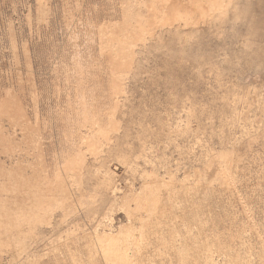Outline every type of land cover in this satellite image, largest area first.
Here are the masks:
<instances>
[{"label":"rangeland","instance_id":"1","mask_svg":"<svg viewBox=\"0 0 264 264\" xmlns=\"http://www.w3.org/2000/svg\"><path fill=\"white\" fill-rule=\"evenodd\" d=\"M128 1L129 0H0V101H4V98L8 99L5 100L7 104L3 102L4 106L0 111L5 110L7 106L9 108V105L12 104L6 111L10 110L13 113V115H11L12 113L9 115L10 111L8 113V115L12 117L4 115V118L3 112L1 114L2 117L0 116L1 133L4 130L2 134L0 133V137L3 138V140L0 138V144H2L0 145V161L4 160L1 163L3 164L5 162L3 164L5 168H8L10 165H13L12 167L15 168L18 164L24 165V162H29L30 166L34 168L36 165L39 168L41 166V170L44 171L45 169H52V165H54V168H56L55 166L60 167V165H64L67 162H65L64 159L66 160L68 157L67 154H69V152H66L73 148L71 140L69 138H67V140L65 137L69 136L71 130H75L71 129L72 123L67 122L68 118L66 120L65 115L69 117V115L73 113V110L82 106L80 105L82 101L79 102L76 97L79 96L78 98H81V91H79V88L82 89L83 85H85L83 89L85 90L84 94L86 98H88L87 100H90V98L91 100L94 99L89 101L91 104L98 101V103L102 105H99V107H104L110 111L114 109L113 115L116 113L120 115H118L120 118L117 115H115V117H113V115L111 116L113 121L118 119L114 122H116V124L118 123L120 126L118 136L117 134L115 136L113 134L116 138L113 140L116 141L118 149L116 150L117 147H113V150H111L112 153L109 152V158L107 157L108 155L102 156L100 161L97 162L95 170H93V172H96L95 174L98 176L96 179H99V181L103 179L104 176L102 177V174L105 175L106 172L107 176L108 174L111 176V178L109 176L110 180L113 178V181H111L115 182L118 188H121L118 189V191L116 190L117 200L114 207V212L118 213V218H120V216L123 218V211L119 207H122L124 204L120 202V199L123 200V203L127 206L129 203L128 208L130 210L134 207L131 213L130 210L127 209L133 219H130L128 222L125 220L122 221V225L125 223L128 225H126V230H124L125 234H120L122 236L118 235L117 238L120 241L117 238L116 240L118 242L115 240V243H117L116 245H118L120 249L124 247L126 238L130 241L133 240V242L129 241L128 243V240L126 242V244L128 243L127 245H130L127 246L129 250L127 248L123 249V251L125 249L128 251L125 250V253L128 254L126 257H124L126 254H123V256L121 254L123 251L121 250L120 252L118 248L119 251H117L118 253L116 252L117 254L115 253V256L120 254L123 258L121 259L122 256H116L117 259H114H121L122 261L125 259L128 261V259L131 258L134 262L131 260L132 262L129 261L130 264H264V52L260 51V55L249 64L245 59H241L238 65L239 67H235L233 63L228 61L231 68L228 63L226 64V61L219 60V58L221 59L223 57L222 52L224 49L221 50V54L216 61L215 55L213 54L214 59H212V54H210L211 52H207L205 45L200 46H204L208 54H205L206 52L203 53L205 51L203 48H201V51L199 50V54L202 52L204 57H208V59L206 57L204 60L206 59L210 62V66L208 63H203V59L200 58V56L197 59V64H195L193 60H190L193 61L190 62L188 59L181 60L177 62V64L173 61L172 63L167 57L165 58L162 56V54H157V56H152L149 59L150 67L147 66V70H142L146 72L140 74V76L136 78L137 80L133 78L131 80L132 82L130 81L128 86H126L130 90L124 86L125 88L122 94L125 93L124 95L127 96V99L119 95L116 100H120V102L122 100L124 101H122L121 104L120 102H114L118 95L110 96L113 93L110 86L111 76H109L107 62H105L107 61L105 59L106 56L100 54L97 30L99 24L106 19L108 20L109 16L113 18L114 22H119L122 15L121 5L127 7L129 4ZM213 50L215 49H212V51ZM209 55L211 58H209ZM222 63L224 64L222 65ZM225 65H227L229 69L227 66L225 67ZM256 65L257 71L255 68ZM218 67L222 68L219 69ZM261 68H263V72ZM190 69L192 71H190ZM225 69L230 74L227 73ZM218 70H220V72H218ZM253 70L254 73L252 74ZM169 71L172 76H170ZM223 71H225V74ZM235 71H237V74ZM231 72L235 74L233 75ZM243 72L248 73L243 74ZM146 73L148 74L143 75ZM239 74L240 76H238ZM213 75L214 77H212ZM79 78H81V81ZM82 78L88 85L84 83ZM77 81L78 83L80 81V83H76V88H79L75 94L73 90H76V88H74L75 85L73 83ZM130 84H132V86ZM129 92L133 93L130 94ZM112 97L113 101L111 99ZM74 100L78 101L80 104L78 102L74 104ZM7 101L13 102L10 104ZM67 101L69 103H67ZM70 102L72 107H76L75 109L71 108ZM66 103L69 105V108L66 106ZM1 105L2 104H0V106ZM14 107L16 109L18 108V111L20 110L19 113L16 110H14V112L12 111L15 109ZM96 110L99 109L96 108ZM122 111H124L123 118L121 116ZM22 112H24L23 116H21ZM15 115L20 117L18 118ZM101 115V117L104 116L107 120L105 114ZM9 119L12 121H14V119L16 120L14 122L11 121V123ZM61 129L64 130L61 131ZM105 131L104 129V132ZM104 132L102 131V133ZM26 134L27 138L25 137ZM88 134L89 136L91 135L90 132L86 133L84 131V135ZM8 138L12 140H8ZM25 139H27V141ZM117 139L120 145L117 143ZM86 141L89 140L87 139ZM90 141L92 140L90 139ZM143 142L144 144H142ZM22 145L23 147L21 148H24L23 151L28 147L31 150L28 148L27 152L19 154L18 150ZM11 147H15V150L13 151ZM224 150L227 155H225V158L229 157L225 160L224 156L221 155L224 154ZM33 153H35V155ZM64 153L66 157H63ZM110 153L114 156L110 155ZM121 153L125 155L127 162H130V168L122 165L121 156L123 155H121ZM6 154L8 156H6ZM219 155L222 156L223 160ZM210 156H212V158H210ZM86 157L87 159L90 158L89 152ZM118 157H120L119 159L121 161ZM213 157L215 162L212 160ZM36 158L39 160L37 161ZM234 158H239V161ZM209 159L211 160L210 162ZM230 159L236 162L229 163L228 161H230ZM32 161L36 163L35 166ZM40 161L42 164L44 162V165L47 167L44 168L45 166L40 164ZM207 161L213 164L211 163V165H208ZM19 162L23 163L20 164ZM108 162L111 165H108ZM47 164L49 166L52 165L48 168ZM107 165L108 168L105 170L104 168L107 167ZM97 166H99V170ZM212 166L214 168H212ZM61 168L62 167H60V170ZM141 169H146L147 172H152V170L159 171L161 175H163L162 178L165 184H163L162 181V184L158 182L157 187L159 188H154L156 191L153 190V187H155L154 185H152L150 189L148 186V189H146L147 191L144 190L143 194V190L140 188L138 189V185L142 178V180H146L145 182L151 181L148 180V178H151H147L148 174L139 173ZM166 169H170L169 171L172 172H170V174H174V178L172 177L173 179L169 177V172H167L168 176L164 173ZM208 169H211L210 171L212 173H209ZM41 170L39 169L37 174H39ZM114 171H117V174L115 173L116 176ZM30 172V170L27 171V174H30ZM224 173L225 177L223 176ZM231 173L234 175V179H231L233 178L231 177L233 176ZM144 175L146 176L145 178ZM215 175L217 176L215 177ZM107 176L105 177L108 178ZM226 176L228 177L226 178ZM213 177L214 179H210ZM132 179L136 187V190L133 189L132 191L135 192L134 194L136 195L132 192L133 195L131 194L130 196V194L128 195L129 190L127 191L126 187L133 181ZM167 181L168 183H172V185H170L171 183L168 184L170 187L166 185ZM221 182H224V184ZM226 185L228 186L226 187ZM174 186L175 189L177 188L176 190L174 189L175 192L173 190ZM165 188L169 190V192ZM159 189L161 192L158 191ZM166 192L168 193L167 195ZM152 193L153 195L156 194L155 197ZM122 194H126V196H130L131 198H127ZM170 194L172 196H170ZM55 196L57 195L55 194ZM122 196L125 200H131L124 202L125 200ZM140 196H145V199L144 197L140 199ZM147 196H150L149 199L153 196V201L158 200L162 196L163 201L160 202V199L157 201L160 207L158 203H156V205L154 201L152 204V199L150 201L147 198L152 205L148 204V202H146ZM167 196L170 200V197H172V200H167ZM143 199L145 200L144 203ZM134 200H139V203H136L137 201L135 202ZM140 200L142 201L140 202ZM134 202L135 205L138 204L136 205L137 208L133 206ZM71 203L74 204V202ZM116 204H119V206L117 207ZM131 204L132 206H130ZM143 204L145 207H143ZM154 204L156 207L152 208V210L155 211L153 215V211L150 209L152 206H155ZM180 204L182 205L180 206ZM146 206H149V208ZM135 208L137 213L136 216ZM144 208H148L145 213L142 211L145 210ZM160 209L162 211L158 212ZM149 210L151 211L150 214ZM74 215L73 213L66 215L67 217L65 220H68L67 222L71 221ZM137 215L138 217L139 215L143 216V220H138ZM145 215L146 217L150 216L148 220H146L147 222H144L146 218ZM134 217L137 218L135 219ZM128 223H130L131 226ZM138 223L141 224L139 225ZM13 225L14 224H11L10 226ZM26 226L28 225L25 224L20 228H25ZM37 227L40 228L39 225H37ZM15 229L16 226H13L10 230L15 232ZM122 232L123 231H121V233ZM139 232L145 235L144 239L143 234L141 235ZM16 233H18V231H16ZM133 234L136 238L139 236L138 234H140L141 245L139 241L137 242V239L133 237ZM37 235L41 236L42 234L39 233ZM161 235L163 237H161ZM121 238L125 241L123 240V242ZM134 240H136V245L132 244ZM84 242L81 244L82 247H78L80 250L77 248L75 251L72 250L75 248V246L72 248V244L71 247L69 246L67 248L65 247L68 246L66 244L62 245V247L64 246L63 248L60 246L62 251L64 249L63 252L61 251V255L63 256V254H65L62 262L60 260L61 264H64V262L65 264L110 263L108 259L102 255V252L99 250L100 248L98 249L95 246L98 244L97 242H90L91 244H95H90L91 247L93 246L92 248L85 243L86 246L88 245V247H90H87L89 250H87ZM40 243L41 242L37 245L39 246ZM46 244L47 242L45 241L43 243L44 246L41 245L42 248L39 246V249H42H40V252L42 251L44 253L43 249ZM137 244L140 246L137 247ZM191 247L193 248L191 249ZM178 253L181 254V257H179ZM190 253H192V255ZM46 259H43V263L41 262V264H47L49 261V264H58L53 258ZM118 262L114 261L113 264H117ZM126 263L125 261L123 264Z\"/></svg>","mask_w":264,"mask_h":264},{"label":"bare ground","instance_id":"2","mask_svg":"<svg viewBox=\"0 0 264 264\" xmlns=\"http://www.w3.org/2000/svg\"><path fill=\"white\" fill-rule=\"evenodd\" d=\"M128 2H129V4L127 5V7H125V6L123 7L121 5L122 15H121V20H119V22H117V23L114 22L113 18L109 16L108 20L106 19L105 21H103L104 23L102 22L101 24H99L98 30H97L98 31L97 32L98 33V35H97L98 37L97 38H98V45H99L98 47H99L100 52H101L100 54L101 55L103 54V55L106 56L105 59L107 61H105V62H107L106 63L107 64V69L109 70V76H111V82H110L111 85L110 86H111V89L113 90V93L110 96H114L116 94L118 95V96H116V98L114 97L115 98L114 102H117V103L120 102V100L119 101L116 100L117 97H119V95L124 97L125 99H127V96L124 95L125 93L122 94V92H124V88L126 86H128V84L130 83V81L133 78L135 80H137L136 78H138L140 76V74L146 72V71H142V70L143 69L145 70L147 66L150 67L149 59L152 56L153 57L155 55L157 56V54L158 55L162 54V56H164L165 58L167 57V59L170 60L171 62L173 61V62L177 63V62H179L181 60L188 59L189 61L193 60L195 62V64H197V59L200 56V58L203 59L202 60L203 63H208V65H209L210 62H208L206 59H205L206 61L204 60V58H206L207 56L204 57V54H202V52H201V54H199V50L201 51V48L204 49V46L203 47H201V46L205 45V47L207 49V52L208 53L211 52L210 54H212V59H214L213 58V54L215 55L214 57L216 58L215 59L216 61L218 60V56L221 54V50L224 49L223 52H222L223 53V57L221 59L219 58V60L226 61V64L229 61L230 63H233V65L236 67V66H238L240 64L241 59H245L247 61V63L249 64L250 62H253V60L256 59L257 56L260 55V51L264 52V0H129ZM108 14H111V13H108ZM203 49H202V51H203ZM206 49H204L205 51L203 53L206 52ZM212 49H215V50L212 51ZM207 52L205 54H208ZM155 58H157V57H155ZM209 58H211L210 55H209ZM207 59H208V57H207ZM193 61H190V62H193ZM223 61H221V62H223ZM213 62H214V60H213ZM223 64L224 63H222V65ZM186 65H188V64H186ZM199 65H201V64H199ZM228 65H229V63H228ZM151 66H153V65H151ZM226 66L227 65H225V67ZM261 66H262V64H261ZM261 66H259V67H261ZM78 67H80V66H78ZM169 67H170V65H169ZM235 67H234V69L236 70ZM221 68L222 67H220L219 69H221ZM227 68L229 69L228 66H227ZM230 68H231V66H230ZM255 68H256V71H257L258 70L257 69V65H256ZM161 69H163V68H161ZM262 69L263 68H261V70ZM172 70H173V73H174V69L173 68H172ZM261 70H260V72H261ZM148 71H150V70H148ZM154 71H155V69H154ZM167 71H168V69H167ZM190 71H192V70L190 69ZM212 71H214V70H212ZM206 72H207V69H206ZM218 72H220V70H218ZM224 72L225 71H223V73ZM226 72H227V70H226ZM235 72L237 74V71H235ZM262 72H263V70H262ZM148 73L143 74V75H147ZM227 73H229V72H227ZM231 73L233 74V72H231ZM238 73H240V72H238ZM245 73L243 72V74H245ZM253 73H254V70H253L252 74ZM80 74H79V76H80ZM150 74H151V72H150ZM86 75H88V74H86ZM170 76H172L171 72H170ZM238 76H240V74ZM212 77H214V75ZM244 77H245V75H244ZM215 78H216V76H215ZM241 78H242V76H241ZM80 79L81 78H79V80ZM80 81H79V83H80ZM133 82H136V81H133ZM76 83H78V81L73 83L75 85L74 88H76ZM84 83H86L85 80H84ZM86 84L88 85V83H86ZM130 85L132 86V84H130ZM84 87H85V85H83L82 89L78 87L80 89L79 91H81V98L79 99L78 98L79 96L76 97L77 100H79V102L82 101L81 102L82 104H80L78 101L74 100L75 101L74 104L76 102H78L82 106L78 108V106H79V104H78V106H77L78 109L73 110L72 114L69 113L70 114L69 117H67L68 115H65L66 116V120L68 118L67 122L68 123H72L71 129H75V130H71L70 133H69V136L65 137L66 139L69 138L71 140V142L73 143V148L70 151L66 152V153L69 152V154H67L68 160H67V158H66V160L64 159V161L65 162L67 161V162L65 164L63 163L64 165H62V166L60 165V167H62L61 170H60V167L55 166L56 168H54V165L51 164L53 168L50 169V170L45 169V171H44V170H41L42 168H41L40 165H39L40 166V168H39V167H37V165L35 166L36 163H34L32 161L33 165L35 166V168L36 167L38 168V169L37 168L35 169L33 166H30L29 162L25 163L23 161V159H22L23 157L21 159L24 162V165H19L18 164V165H16L15 168L12 167L13 165H10L11 167L9 166L8 168H5V166L3 165L5 162L3 164L1 163L4 160L0 161V163L2 164V165L0 164V228H3V229H0V264H26V263H28V264H30V263L31 264L32 263L41 264L42 260L46 259V258L47 259L48 258H53L56 263L61 264L63 256L65 255V254H63V256L61 255V253L64 251V249H63V251L61 250L64 247V246L62 247V245H65V244L68 245V246H65L66 248L69 247V246L71 247L73 245L72 248H74V246H75V248L72 249V250L75 251V250H77V248L79 246L82 247L81 244H83L84 241H85L84 242L85 246H86L85 243H87L90 246V244H91L90 242H97L98 243L97 245H95L94 243L91 244V245H95L98 249L100 248L99 250L102 252V255H104L111 264H113L114 261L115 262L116 261L117 262L120 261V262L117 263V264H120L121 261H122L121 259L124 256L123 254H126L125 252L128 249L127 246H130V245H127L129 243V241H130L128 238L125 239L126 242L128 240L127 244L125 242L126 247H125V245L123 247V245L119 242L121 244V246L123 247L122 249H120L118 247V245H116L117 243H115V240L118 237V235L122 236L120 234H123L125 232L124 230H126L127 223L122 225V221L125 220L126 222H128V221H130V219H133L132 216L130 215V213H131V210L134 209V207H132V209L130 210L128 208L129 207V203H128V206H127V205H125V203H123V200L120 199V202L122 204H124V205H122V207H119L123 211V213H122L123 218L121 216H120V218H118L117 217L118 213L114 212V207H115V203H116V200H117L116 199L117 198L116 190L118 191V189H121V188H118L117 185L115 184V182H112L113 178L111 179L112 181L110 180L111 176L109 174L107 176L106 172H105V175L102 174V177L103 176L104 177L100 181H99V179H96V178H98L97 174H95L96 172L95 171L93 172V170H95L97 162L100 161L101 157L108 155L107 157L109 158V152L112 153L111 150H113V147L114 148L117 147L116 146L117 145L116 141H114L113 139H116L114 136L116 134L118 136V133H119L120 126H119L118 123L116 124V122H114V121H116L118 119L115 118L116 120H114V121L111 119V116L113 115L114 109H111L113 111H110V110H107L106 108L103 107L104 108V111H103V108L99 107V105H101V103H98V101L97 102L95 101V102H93L91 104L89 101H92L94 99L91 100V98H90V100H87L88 98H86V96L84 94V92H85V90L83 89ZM78 88H76V90H73V91H75L73 93L76 94ZM128 90H130V89H128ZM129 93L131 94L133 92H129ZM69 95H67V96H69ZM130 97H132V96H130ZM10 98H12V97H10ZM6 99L4 98V101H2V100H1L2 102L0 101V104H2L0 106V109L4 106L3 102H5V104H7L6 101H5ZM35 99H36V97H35ZM111 99L113 101V97ZM69 101H70V99H69ZM122 101H124V100H122ZM12 102H8V103L11 104ZM121 102H120V104H121ZM188 102H190V101H188ZM67 103H69V102L67 101ZM125 104H127V103H125ZM5 106H7V105H5ZM11 106H12V104L9 105V108ZM66 106L68 107L69 105L67 104ZM70 106H71V102H70ZM74 106H76V105H74ZM110 107H111V105H110ZM9 108L7 106V108L5 110H1L0 111L1 112L0 116L2 117L1 114L3 112V117H4V115H7L8 117H12V116H9L12 112L10 110H9L10 113H9V111H6ZM71 108L75 109L76 107L74 108V107L71 106ZM96 108H98L99 110H96ZM17 109L15 108V109L12 110V108H11V110L13 112H14V110L18 111ZM72 109H71V111H72ZM118 109H119V107H118ZM120 109H122V108H120ZM127 109L129 110L128 107H127ZM124 110H125V107H124ZM19 111H18V113H19ZM119 112H121V111H119ZM123 112L124 111H122V113H121L122 114L121 115L122 118H123V114H124ZM8 113H9V115H8ZM101 114H105L106 117H107V120H106V118L104 116L101 117L102 116ZM11 115H13V113ZM17 115H15V116H17ZM23 115H24V112L21 113V116H23ZM59 115H61V114H59ZM115 115L118 116L119 114L116 113V114L113 115V117H115ZM25 119H27V118H25ZM9 120H10V122L12 121L11 119H9ZM15 120L16 119H14V121ZM119 120H121V119H119ZM14 121H12V122H14ZM124 121H125V119H124ZM6 124H7V122H6ZM127 124H128V121H127ZM126 127H127V125H126ZM0 129L2 130L1 127H0ZM86 129H87V131H86ZM99 129L100 130L103 129L102 130L103 132H104V129L106 131L104 133H102V131H100ZM62 130H64V129H61V131ZM84 131L86 133L90 132L91 135L90 136H89V134L88 135H84ZM3 132H4V130L2 131V133ZM99 132H101V133H99ZM0 133H1V131H0ZM113 134H114V136H113ZM120 134H123V133H120ZM7 136H8V134H7ZM3 137L5 138L4 135H3ZM25 137L27 138V134L25 135ZM39 137H40V135H39ZM0 138H2V137H0ZM9 138H11V137H9ZM9 138H8V140H12V139H9ZM87 139L89 141H86ZM90 139L92 141H90ZM121 139H123V138H121ZM2 140H3V138H2ZM25 140L27 141V139H25ZM141 141H139V142H141ZM144 142H145V140H144ZM144 142L142 144H144ZM0 143H1V141H0ZM24 143H26V142H24ZM67 143H69V142H67ZM117 143H118V139H117ZM0 145H2V144H0ZM4 145L6 146L5 143H4ZM21 147H23V145L19 147V150H18L19 154L22 153V152H23L22 154H24L25 152H27V150L29 148V147L25 148V151H23L24 148H21ZM130 147H131V145H130ZM11 148H13V151L15 150V147H11ZM38 148H39V145H38ZM123 148H124V146H123ZM123 148H122V150H123ZM9 149H10V147H9ZM117 149H118V147L116 148V150ZM41 150H42V148H41ZM10 152H11V150H10ZM88 152H89V156H90V158L89 157L88 158L90 160L87 159V157H86ZM227 152H229V151H227ZM111 153H110V155H113ZM115 153H116V151H115ZM222 153H223V150H222ZM33 154L35 155V153H33ZM118 155H120V154H118ZM121 155H123V156H121L122 161L119 159L120 157H118V159L123 163L122 165L126 166L127 168H130V166H131L130 162L129 161L127 162V159H126L124 154L121 153ZM221 155L224 156V160L229 158V157L225 158V155H226L225 154V150H224V154H221ZM221 155H219V156H221ZM6 156H8V155L6 154ZM40 156H42V155H40ZM222 156H221V158H222ZM236 156H238V155H236ZM17 157H18V155H17ZM63 157H66L65 153H64ZM231 157H234V156H231ZM210 158H212V156H210ZM221 158H220V160H221ZM115 159H117V158H115ZM237 159L239 161V158H237ZM237 159H235V160H237ZM38 160L39 159H37V161ZM46 160H47V158H46ZM212 160L214 161V157H213ZM222 160H223V158H222ZM235 160L231 161V159H230V161H228V162L229 163L230 162L231 163L232 162H236ZM108 161H109V159H108ZM210 161L211 160L209 159V162ZM58 162H59V160H58ZM60 162H61V160H60ZM209 162L207 161L208 165L209 164L211 165L212 162L211 163H209ZM19 163L22 164L21 162H19ZM120 163H119V165H120ZM229 163H228V165L230 166ZM9 164H10V161H9ZM38 164H39V162H38ZM40 164H42V162ZM60 164H62V163H60ZM107 164L109 165L110 163L108 162ZM42 165H44V162H43ZM55 165H58V164H55ZM108 165H107V167H105V168L102 167V168H104L106 170L108 168ZM50 166L48 165V168H50ZM99 166H97V168ZM226 166H227V164H226ZM46 167L47 166H45L44 168H46ZM215 167H217V166H215ZM57 168L59 169V171H58ZM102 168H100V169H102ZM212 168H214V167L212 166ZM226 168H228V167H226ZM39 169L41 171L39 172V174H37L38 173L37 171ZM228 169H230V168H228ZM29 170L31 172H30V174L29 173L27 174V171H29ZM98 170H99V168H98ZM135 170H136V168H135ZM169 170H167V169L164 170V173L167 174V172H169L168 174H170L171 171H169ZM210 170L208 169L209 173L211 172ZM235 170H236V168H235ZM222 171H224V170H222ZM115 173L117 174V171L116 172L114 171V174ZM139 173L148 174L147 178L148 177L151 178V179L148 178V180H151V181H148V182H145L146 180H142L143 178L141 179V181H140V183L138 185V189L140 188L141 190H143V192H142L143 194H144V190L148 189V186H149V189H150V187L152 185H154L155 186V187H153V190H154V188H156V189L159 188V187H157L158 182L160 183L162 181L163 184H165V182L163 181V178H162L163 175H161V173L159 171H157V170L156 171L152 170V172L151 171L147 172L146 169H141V171ZM215 173H217V172H215ZM225 173L223 174L224 177H225ZM116 174H115V176H116ZM168 174H167V176H168ZM173 175L170 174L169 177L171 179H173L174 178ZM231 175H233V174L231 173ZM105 176H107L108 178H106ZM109 176H110V178H109ZM216 176L217 175H215V177ZM221 176H222V173H221ZM145 177L146 176L144 175V178ZM227 177L228 176H226V178ZM231 177H233L231 179H234V175L231 176ZM210 179H214V177L210 178ZM210 179H209V181H210ZM118 182L120 183L119 179H118ZM162 182L160 184H162ZM211 182H212V180H211ZM218 182H220V181H218ZM170 183H168V181H167L166 185L170 187V185H172V183L171 184ZM168 184H170V185H168ZM208 184H210V183H208ZM222 184H224V182ZM227 186L228 185H226V187ZM161 187H163V186H161ZM161 187H160V189H161ZM126 188H127V191L129 190L128 191L129 192L128 195L130 194V196H131V194L133 192L132 190L136 188L134 180L131 181L127 185ZM160 189L158 191L161 192ZM162 189H164V188H162ZM174 189H175V186H174L173 190ZM171 190H172V188H171ZM175 190H174V192H175ZM224 190H226V189H224ZM154 191H156V190H154ZM154 191H151V192L156 193ZM167 191L169 192V190H167ZM134 193L135 192H133V194ZM136 193H138V192H136ZM153 193H152V195H153ZM55 194L57 196H55ZM158 194H160V193H158ZM167 194L168 193L166 192V195ZM171 194H170V196H172ZM134 195H136V194H134ZM148 195H149V191H148ZM155 195L156 194H154L153 196L155 197ZM123 196H126V194L123 195ZM153 196L150 199H149L150 196L146 197V202H148V204H150L149 202L151 201V199H152L151 203L155 201V200L153 201V199H154ZM168 196H167V200H170L168 198ZM126 197L129 198L128 196H126ZM133 197H135V196H133ZM142 197H144V199H145V196H142ZM142 197L140 196V199ZM158 197H159V195H158ZM147 198L150 201H148ZM156 198H157V196H156ZM170 198L172 200V197H170ZM123 199H124V197H123ZM144 199H143V203L145 201ZM159 199L161 200L160 202L163 201L162 200V196ZM130 200L126 199L124 202L130 201ZM158 200L155 201V204L158 203V205L160 207L159 202H157ZM138 201L136 203H139ZM141 201L142 200H140V202ZM71 202H74V204L71 203ZM135 202H134L133 206H135L137 208L136 205H138V204L135 205ZM146 202H145V204H146ZM68 204H71V205H68ZM152 204H150V205H152ZM162 204H164V203H162ZM167 204H168V202H167ZM188 204H189V202H188ZM156 205L152 206V207L150 206L151 207L150 210L153 211V215H154L155 211L152 210V208L156 207ZM181 205L182 204H180V206ZM116 206L118 207L119 204L118 205L116 204ZM126 206H127V208H126ZM130 206H132V204ZM149 206H146V207L149 208ZM168 206H169V204H168ZM143 207H145V205ZM161 207H163V206H161ZM136 208H135V216L137 214L136 213ZM165 208H166V206H165ZM127 209L130 210V213L128 212ZM144 209L145 210H142V211H144V213H145V211H147V209L146 208H144ZM161 209L158 212H161L162 211ZM150 210H149V214L151 212ZM140 211H139V213H140ZM70 213H73L75 215H74V217H73V219L71 221L67 222L68 220L66 221L65 218L67 217L66 215H68ZM183 215H184V213H183ZM177 216H180V215H177ZM137 217H138V215H137ZM137 217H134V218L136 219ZM145 217H146V215H145ZM149 217H146L147 219L145 218L144 222L146 220H148ZM139 219L143 220V216L139 215L138 220ZM154 222H155V220H154ZM141 223H142V221H141ZM11 224H14L13 226H16L17 230L15 229V232L14 231L12 232L10 230L13 227V226H10ZM25 224H27L28 226H26L25 228H20V227L24 226ZM128 224L130 225V223H128ZM146 224H148V223H146ZM37 225H39L40 228L37 227ZM142 225H143V223H142ZM189 225H190V223H189ZM29 226H31V227H29ZM117 226H119V227H117ZM124 227H125V229H124ZM168 228H169V226H168ZM131 229L133 231L132 227H131ZM16 231H18V233H16ZM121 231H123V232L121 233ZM141 232H143V231H141ZM39 233H41L42 235L41 236L37 235ZM140 234H138V235L140 236ZM139 236H137V238H136L135 235H134L133 237H135V239H137V242L139 241V243H140V241H141L140 237L141 236L140 237ZM144 236L145 235L143 234V239H144ZM159 237H160V235H159ZM161 237H163V236L161 235ZM173 238H175V237H173ZM132 239H134V238H132ZM121 240L123 241L124 239L121 238ZM45 241L47 242V244L45 246L47 248L44 247V249H43L44 253H43L42 251L40 252V249L42 248L41 245H43V243ZM39 242H41L40 245H39V246H41L40 249H39V246L37 245ZM116 242H118V241L116 240ZM130 242H133V240H131ZM135 242H136V240H134V243H132V244L136 245ZM166 242H168V241H166ZM78 243H80V244H78ZM138 244H137V247H139L141 245V243H140V245H138ZM88 245L86 246V248L88 247ZM134 246H132V247H134ZM90 247H88V248H90ZM88 248H87V250H89ZM118 248L120 249V252H121V250L123 251L124 248H127V249H125L126 251L125 250L123 251L124 253L123 252L121 253L123 256L118 254L119 257L122 256L121 259L115 260V259H117L116 258L117 255L115 256V253L117 251H119ZM134 248H136V247H134ZM192 248L193 247H191V249ZM98 249H97V251H98ZM69 250L72 251L71 249H69ZM92 250H90V251H92ZM246 250H247V248H246ZM74 251H73V253H74ZM100 251H99V253H100ZM202 253H203V251H202ZM76 254H78V253H76ZM190 254L192 255V253H190ZM127 255L128 254H126L124 257H126ZM178 255H179V257H181L180 256L181 254L178 253ZM73 257H74V255H73ZM78 257H79V255H78ZM76 258H77V256H76ZM91 259H93V258H91ZM129 259H128V261L125 260V259L124 260L127 263L130 264L129 261H131L132 259L131 258H129ZM60 260H61V262H60ZM124 260L122 261L121 264L125 263ZM132 261L134 262V260H132ZM77 262H79V261H77ZM49 263H50V261L47 262V264H49ZM64 264H65V262H64ZM89 264H92V263H89Z\"/></svg>","mask_w":264,"mask_h":264}]
</instances>
